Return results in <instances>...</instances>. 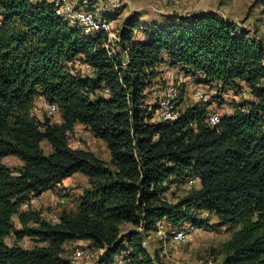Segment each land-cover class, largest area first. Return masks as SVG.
Listing matches in <instances>:
<instances>
[{"label": "trees", "instance_id": "obj_1", "mask_svg": "<svg viewBox=\"0 0 264 264\" xmlns=\"http://www.w3.org/2000/svg\"><path fill=\"white\" fill-rule=\"evenodd\" d=\"M0 15V264H71L65 246L76 240L102 251L97 264H160L143 245L145 235L162 222L208 228L202 211L233 230L220 247L221 264H264L261 40L216 11L153 23L144 38L135 31L143 24L131 17L116 41L106 30L84 34L46 0H0ZM77 60L92 72L75 71ZM166 60L207 84L247 87L253 99L216 125L200 102L175 121H154L159 103L150 104L149 91ZM38 97L58 104L60 122L34 115ZM78 123L107 144L108 161L70 145ZM8 155L23 164H5ZM77 172L89 184L57 222L22 209ZM194 176L199 187L176 202L167 198L172 184ZM125 224L134 229L123 231ZM13 234L43 245H9Z\"/></svg>", "mask_w": 264, "mask_h": 264}, {"label": "rangeland", "instance_id": "obj_2", "mask_svg": "<svg viewBox=\"0 0 264 264\" xmlns=\"http://www.w3.org/2000/svg\"><path fill=\"white\" fill-rule=\"evenodd\" d=\"M89 9L96 13L98 19L105 20L109 25L110 38L116 41L119 30L125 21L131 17H137L143 26L136 29L137 37L144 38V31L153 23L164 24L172 21L176 17L191 15L197 12L216 11L224 18L235 21L248 29L252 36L260 39L264 43V0H85ZM75 71L81 74H90L92 71L74 64ZM160 75L157 82L149 91V102L151 105L158 103L163 91L174 86L177 89L176 108L180 111L194 105L200 101L193 95L195 88H201L212 95L205 105L208 111L219 110L223 115L232 112L236 106L244 101L252 100L253 95L247 91L245 95L241 89L222 88L218 84H207L199 78L186 72L180 66H173L166 60L159 68ZM44 98L38 97L37 104L42 105ZM202 103V102H200ZM157 113L153 120L158 121ZM53 121H61V113L58 112L52 117ZM69 143L74 148H82L95 153L98 157L109 160L110 151L107 144L96 137L84 124L78 123L69 133ZM42 147L46 154L52 152V147L47 140L42 142ZM3 162L12 168L20 167L23 162L15 155H8L3 158ZM88 177L80 172L64 179L54 189L48 190L41 197L35 198L22 206V209H38L43 211V215L49 220L50 215L57 210H73L76 208L77 198L88 186ZM200 182L194 187H199ZM193 188V187H192ZM186 184L174 183L166 193L167 198L176 202L184 197L190 190ZM65 197L67 202L61 204L59 208L52 203L58 198ZM202 219H207L208 228L195 227L190 223L180 226L161 223V232H153V237L147 244V249L156 256L160 264H221L223 256L219 254L222 243L232 235V228L219 225L218 218L206 211L200 212ZM16 227L21 224L17 216H14ZM191 227V238L187 243H180L174 240L175 227ZM131 224H125L123 231L133 228ZM124 233V232H123ZM10 245L18 242L25 248H33L36 244H42L29 236L20 240L16 236L6 239ZM45 244V243H44ZM78 247L89 248V244L83 241L79 243H68L66 246V257L73 259ZM90 249V248H89ZM90 253L75 264H97L102 251L90 249ZM119 264H126L125 261Z\"/></svg>", "mask_w": 264, "mask_h": 264}, {"label": "built area", "instance_id": "obj_3", "mask_svg": "<svg viewBox=\"0 0 264 264\" xmlns=\"http://www.w3.org/2000/svg\"><path fill=\"white\" fill-rule=\"evenodd\" d=\"M54 4L55 10L59 16H61L65 21H67L70 25L77 26L81 29L84 34H95L102 30H109V25L105 20L98 19L96 13L88 8L85 0H46ZM179 0H176L178 2ZM1 19V15H0ZM117 39L118 36H117ZM116 39V40H117ZM75 64L79 65L82 68H86L92 70V67L80 60H77ZM248 90L243 91L244 94H247ZM193 95L202 103H207L212 95H210L207 91H204L201 88H195L193 90ZM176 97H177V89L174 86H170L166 90L163 91L162 95L159 98V108L157 110L158 120L171 122L175 121L179 118L182 111L176 108ZM58 112H60L59 106L55 102H49L45 100L42 105L35 104L33 113L39 119H44L45 117H53ZM222 113L219 110H214L209 112L208 123L210 125L218 124L222 119ZM200 182L199 176L191 177L186 185L190 186V188L194 187L196 184ZM43 195L40 194L36 197H33L31 201H35V198L41 197ZM67 202L65 197L61 199L55 200L52 205L54 207L59 208L61 204H65ZM62 210H57L50 215V221L57 222L60 219V214ZM161 224L159 225L158 233L161 232ZM156 231V232H157ZM152 231L145 235L143 240V245L147 246L150 239L153 237ZM174 232V240L180 243H187L191 238V227L186 226L183 227H175ZM91 249V248H90ZM89 248L78 247L75 251L73 259H71V264H75L77 261L83 260L91 251ZM123 262V260H118L115 264H119Z\"/></svg>", "mask_w": 264, "mask_h": 264}, {"label": "crops", "instance_id": "obj_4", "mask_svg": "<svg viewBox=\"0 0 264 264\" xmlns=\"http://www.w3.org/2000/svg\"><path fill=\"white\" fill-rule=\"evenodd\" d=\"M81 1H83V0H81ZM259 40H260V39H259ZM263 44H264V43H263ZM42 98H43V97H42ZM36 103H37V100H36ZM232 112H233V111H232ZM232 112H230V113H232ZM230 113H229V114H230ZM61 120H62V119H61ZM47 191H48V190H47ZM47 191H44V192H43V195H44ZM66 200H67V199H66ZM76 208H77V204H76ZM76 208H74V209H76ZM43 216H44V215H43ZM44 217H45V216H44ZM45 218H46V217H45ZM133 229H134V227H133ZM82 241H83L85 244H89V241H88V240H76V241H70V242H67V243H66V246H67L68 243H71V242L79 243V242H82ZM20 245H21V244H20ZM36 245H37V244H36ZM39 245H42V244H39ZM66 246H65V247H66ZM66 250H67V249H66ZM97 251H98V250H97ZM65 256H66V255H65Z\"/></svg>", "mask_w": 264, "mask_h": 264}]
</instances>
